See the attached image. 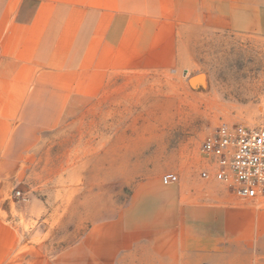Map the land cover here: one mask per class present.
<instances>
[{
	"label": "crops",
	"instance_id": "obj_1",
	"mask_svg": "<svg viewBox=\"0 0 264 264\" xmlns=\"http://www.w3.org/2000/svg\"><path fill=\"white\" fill-rule=\"evenodd\" d=\"M253 51L264 0H0V264H264V198L204 155L86 148L159 82L257 97Z\"/></svg>",
	"mask_w": 264,
	"mask_h": 264
},
{
	"label": "rangeland",
	"instance_id": "obj_2",
	"mask_svg": "<svg viewBox=\"0 0 264 264\" xmlns=\"http://www.w3.org/2000/svg\"><path fill=\"white\" fill-rule=\"evenodd\" d=\"M252 55V78L262 80V83L257 84L261 86L256 92L257 97L213 98L210 96L212 92L196 91L188 82H159L152 85L147 92L141 91L140 108H126L123 114L109 119L110 126L123 124V130L89 132L91 140L86 148L99 151L101 146L96 140L108 139L107 151L110 155L124 156L127 159L150 149L158 155L163 152L168 156V166L174 170L181 165L195 170L196 162L203 159L200 153L203 140L219 125L252 127L264 124V51H253ZM58 149L65 154L70 147L51 148L53 151ZM108 165L115 168L117 163ZM124 165L133 164L124 162ZM18 192L19 190L13 192L15 202L23 199V195L17 196Z\"/></svg>",
	"mask_w": 264,
	"mask_h": 264
},
{
	"label": "built area",
	"instance_id": "obj_3",
	"mask_svg": "<svg viewBox=\"0 0 264 264\" xmlns=\"http://www.w3.org/2000/svg\"><path fill=\"white\" fill-rule=\"evenodd\" d=\"M200 153L210 161V168L201 174L204 179L214 175L216 180L230 183L243 200L264 198V124H221L203 140ZM162 182L177 183L178 176L165 175Z\"/></svg>",
	"mask_w": 264,
	"mask_h": 264
}]
</instances>
